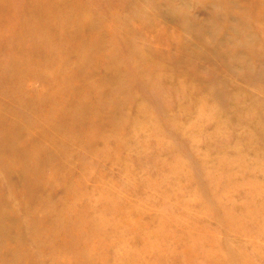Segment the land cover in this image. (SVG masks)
I'll return each instance as SVG.
<instances>
[{
  "label": "rangeland",
  "instance_id": "obj_1",
  "mask_svg": "<svg viewBox=\"0 0 264 264\" xmlns=\"http://www.w3.org/2000/svg\"><path fill=\"white\" fill-rule=\"evenodd\" d=\"M232 1L0 0V264H264V25Z\"/></svg>",
  "mask_w": 264,
  "mask_h": 264
},
{
  "label": "bare ground",
  "instance_id": "obj_2",
  "mask_svg": "<svg viewBox=\"0 0 264 264\" xmlns=\"http://www.w3.org/2000/svg\"><path fill=\"white\" fill-rule=\"evenodd\" d=\"M231 3H233V5H231V7L235 8V9L238 8L237 9L238 11H234V13H231V16H228L229 20L230 19L237 20V21H238V19L244 20V18H246V17H243L244 15L251 14L253 11L256 10L259 13L260 17H259V19H254V22L256 23V25H258V24L264 25V0H234ZM234 6H236V7H234ZM232 16H233V18H232ZM249 22L253 23V21H251V20ZM253 25H254V23H253ZM258 53H260V51H258ZM214 55H216V57H218V58L222 57L225 61L230 60V62L231 61L239 62L241 60V59L240 60L235 59L234 57H230L227 54H223L219 51H214L212 56L215 57ZM263 57H261L260 60L264 61Z\"/></svg>",
  "mask_w": 264,
  "mask_h": 264
}]
</instances>
